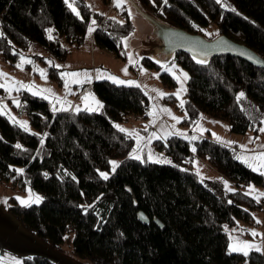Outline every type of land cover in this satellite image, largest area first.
<instances>
[{"label":"trees","instance_id":"1","mask_svg":"<svg viewBox=\"0 0 264 264\" xmlns=\"http://www.w3.org/2000/svg\"><path fill=\"white\" fill-rule=\"evenodd\" d=\"M132 1L140 15L159 24L207 40L212 38L206 31L213 26L217 37H231L264 56V0ZM123 16V22L102 17L84 0H0V55L13 62L19 50L38 43L64 59L68 50L59 40L70 49L77 47L94 17L98 25L91 36L93 45L120 57L122 40L134 31L126 11ZM49 29L53 39L47 37ZM172 58L188 75L182 125L190 127L206 114L226 121L233 134L256 132L261 126L264 69L224 55L197 59L176 51ZM142 65L158 68L146 57ZM49 71L52 79L59 80L56 70ZM160 79L165 88L176 85L167 72ZM91 87L103 105L100 112L52 114L40 98L21 96L27 101L22 107L31 125L45 135L43 143L39 135L0 115V176L42 195L37 205L13 207L25 229L57 251L72 235V256L90 264H264L258 252L247 256L227 252L229 241L223 230L238 218L249 222L245 208H264V198L257 203L238 190L224 191L215 181L201 182L191 167L190 145L182 138L170 136L165 143H154L174 164L125 158L133 139L113 123L128 116L145 119L147 95L137 86L105 80ZM241 92L244 97L237 100ZM167 101L175 102L173 97ZM193 144L195 155L235 186L263 183V176L240 164L228 146L207 138ZM115 158L123 159L115 172L106 180L100 178L98 172ZM17 167L23 172L17 174ZM139 212L146 223L139 220ZM23 262L56 264L44 255Z\"/></svg>","mask_w":264,"mask_h":264},{"label":"rangeland","instance_id":"2","mask_svg":"<svg viewBox=\"0 0 264 264\" xmlns=\"http://www.w3.org/2000/svg\"><path fill=\"white\" fill-rule=\"evenodd\" d=\"M84 2L91 7L93 12L99 13L102 17L114 18L118 22L125 20L123 11L127 12L133 23L134 31L122 40L120 57L115 53L93 45L91 36L98 25L97 18L94 17L90 20L87 34L77 47L70 49L66 41L63 39L59 40L62 48L68 50L64 59H59L53 52L38 43L19 50L17 53L18 58L13 62L5 60L0 55V73L5 74V76L0 77V84L5 85V87H0V108L3 109L0 115L5 116L11 123L19 126L20 124L16 122H27V130L20 127L30 134L39 135L42 143L45 135L31 125L28 113L22 107L27 104L26 100H22L21 96L23 94L27 93L30 97L40 98L52 114L68 112L69 110H74L75 112L82 110L91 113L100 112L102 109L95 103V101H99L101 104V101L98 94L91 87L93 82L105 80L122 86H137L148 98L149 106L146 118L128 116L124 121H114L113 123V126L118 130L119 128L125 130L134 129L139 134V138H137L130 132H123L133 139L131 150L126 154L125 158H132L138 155L140 157L138 160L142 162H151L158 165L174 164L173 158L166 155L165 151L157 149L154 143L158 141L165 143L170 136L182 138L190 145L191 167L201 182L215 181L223 187L224 191L234 192L238 190L245 195L249 192V186H251L255 191L246 196L259 203L254 197H259V201L264 198V196H260L261 193H264V181L262 184L249 182L242 187L235 186L227 177L222 176L215 167L210 166L195 155L193 142L207 138L226 145L233 150L235 158L240 164L248 167L255 174H261L264 172V167L260 165L264 161L256 159V157L260 153H264V147H262L264 146V132L259 131L260 128H264V121L256 132L248 129L244 135L231 133L226 121L211 119L206 114H200L196 123L190 127L182 125L180 122L185 117L183 106L186 102L188 79L183 81L180 74L181 72L187 74V72L173 61L170 53L161 47V42L156 33V26L145 15L139 14L132 0H122L119 7L116 6V0H84ZM93 21H95L94 24ZM154 21L156 20L154 19ZM167 26L174 28L171 25ZM90 27L93 29L91 32L89 31ZM206 34L207 37L212 39L218 36L213 26L208 27ZM49 36L53 39V30L48 32L47 37L49 38ZM21 56L26 61H30V63L25 62L21 65V68H18L17 65L21 64ZM130 57L133 63L129 62ZM143 57L151 59L158 64V68L148 69L143 66ZM49 61L52 63L50 64ZM54 65L61 67H55ZM125 68H127L126 75L122 71ZM49 69L57 71L56 74H58L59 80L56 81L51 78ZM141 69L144 70L143 73ZM41 70L44 71L46 78L41 77ZM163 72H167L175 80V87L165 88L163 86L160 79V74ZM66 73H78V75L75 77L62 76V74ZM111 77L121 81H134L135 84L116 83ZM177 77L180 78L182 83L178 82ZM87 86L89 87L86 88ZM181 88L185 89V91H180ZM49 89L51 90L50 92L46 91ZM178 91L180 99L172 95ZM158 92L168 95L161 98ZM86 97L87 99H85ZM167 97H173L175 102H165ZM14 101L17 103H14ZM181 101L184 102L183 106H181ZM77 109L80 110L77 111ZM162 109L168 111H163ZM169 112L171 115H169ZM172 117L178 118L179 122ZM145 126H148L146 130ZM192 137H196V139L193 140ZM134 149H138V151L133 152ZM122 160V158H115L110 161H115L119 165ZM110 161L105 171L98 172L99 176L101 172L107 173L108 177L115 172L112 170ZM166 161H170V163ZM253 168L257 170L253 171ZM16 169L22 168L17 167ZM262 176L264 178V175ZM100 178L102 177L100 176ZM225 182H227V187ZM37 196L42 199V195L30 186L21 187L14 183L12 179L0 176V264H24L23 259L35 255H44L56 264H90L88 260L72 256V235L68 237L70 242L65 240L61 247L62 251H57L56 249H51L46 242H42L25 229L13 211L14 206H23L16 198L29 200ZM41 199L38 203H31L28 206L39 204ZM245 210L249 212V222L238 218L234 225L224 226L223 230H225L229 241L227 252H229L230 244L233 246L252 244L259 246L261 251L245 249L248 251V255L250 252H258L264 257V208L250 207L245 208ZM257 220L261 221V223H257ZM252 230H255L260 235H251ZM231 253L243 254L237 251Z\"/></svg>","mask_w":264,"mask_h":264},{"label":"water","instance_id":"3","mask_svg":"<svg viewBox=\"0 0 264 264\" xmlns=\"http://www.w3.org/2000/svg\"><path fill=\"white\" fill-rule=\"evenodd\" d=\"M146 18L156 26V33L161 42V47L171 55L176 51H183L197 59H209L212 56L224 55L243 61L252 67L264 69V56L256 54L246 44L235 41L231 37L219 35L215 39L206 40L200 35L190 34L176 27L170 28L147 16ZM139 220L143 223L147 222L143 212H139Z\"/></svg>","mask_w":264,"mask_h":264},{"label":"snow or ice","instance_id":"4","mask_svg":"<svg viewBox=\"0 0 264 264\" xmlns=\"http://www.w3.org/2000/svg\"><path fill=\"white\" fill-rule=\"evenodd\" d=\"M73 2H74V0H73ZM65 3H68V0H65ZM121 3H122V0H116V6H117V7H119ZM165 3H167V0H165ZM217 3H221V0H217ZM69 7H72V5L69 4ZM72 10H73V12H76V9H75V8H72ZM77 15H78V13H77ZM94 23H95V21H93V24H94ZM92 30H93V29L90 27V28H89V31L91 32ZM47 31L51 32V29H49V30H47ZM0 35H2V33H0ZM49 38L51 39V36H49ZM25 62L30 63V61H26L25 58H24L23 56H21V64H18L17 67H18V68H21V65H22L23 63H25ZM129 62H130V63H133L131 57L129 58ZM197 62H198V63H203V61H200V60H198ZM49 63L51 64L52 62L49 61ZM54 66H55V67H61V66H59V65H54ZM122 71L124 72L125 75L127 74V68L123 69ZM143 71H144V70L141 69V72H142V73H143ZM40 74H41V77H42V78H46V77H45V73H44L43 70L40 71ZM63 75H69V76H73V77H75V76L78 75V73H66V74H62V76H63ZM3 76H5V74H4V73H0V77H3ZM157 76H158V74H157ZM180 76L183 78V81H186V80L188 79V76H187L186 73L181 72ZM111 79H113L114 82H116V83H120V84H125V83H127V84H129V85L135 84L134 81H121V80L116 79L115 77H111ZM177 80H178V82H181V83H182V81L180 80L179 77H177ZM65 86L67 87V85H65ZM0 87H5V85H4V84H0ZM21 87H23V85H21ZM46 91H49V92H50L51 90L49 89V90H46ZM156 91H158V90H156ZM180 91H185V89L181 88ZM34 94H35V93H34ZM158 95H159L161 98H163L165 95H168V94H166V93H162V92H158ZM172 95H175V96L177 97V99H180L179 91H178L177 93H173ZM243 97H244V93L241 92V93L238 94V96H237V100H240V99L243 98ZM85 99H87V97H86ZM14 103H17V102L14 101ZM95 103L97 104L98 107H103V105L100 104L99 101H95ZM183 103H184V102L181 101V106H183ZM54 110H55V109H54ZM79 110H80V109H77V111H79ZM89 110H94V109H89ZM162 110H163V111H168V110H166V109H162ZM2 112H3V109L0 108V114H2ZM149 114L151 115V113H149ZM169 115H171L170 112H169ZM172 118H173V119H176L177 122H179V121H178V118H176V117H172ZM16 123H19L21 127H23L25 130H27V122H16ZM117 127L119 128L118 125H117ZM147 127H148V126H145V130L147 129ZM119 130H120L121 132H130V134L135 135V136H137V138H139V134H138V132H136V130H134V129H133V130H125V129H123V128H119ZM259 131L264 132V128H260ZM213 135H215V134H213ZM192 139L195 140L196 137H192ZM42 143H43V142H42ZM15 147L19 149L21 146H20L19 144H17V145H15ZM262 147H264V146H262ZM136 151H138V149H134V150H133V152H136ZM193 151H195L194 148H193ZM130 155H131V154H130ZM132 158L140 159V157H139L138 155L133 156ZM150 158H151V157H150ZM238 158H240V157H238ZM241 159H242V158H241ZM256 159H259V160H261V161H264V153H260V155H259L258 157H256ZM155 162H159V161H155ZM166 162H169V163H170V161H166ZM110 164L112 165V170L115 171L116 167H118L117 162H115V161H110ZM260 166H261V167H264V163H262ZM256 170H257L256 168H253V171H256ZM15 171L17 172V174H20V173L23 172L22 169H16ZM261 174L264 175V172H262ZM100 176H101L103 179H105V180L108 179V174H107V173H103V172H101V173H100ZM225 186L227 187V182H225ZM254 191H255V190H254L251 186H249V192L246 193V195L251 194V193L254 192ZM30 196H31V193H30ZM260 196H264V193H261ZM254 198L257 199V201L259 202V197H254ZM16 199L19 200L20 203H21L23 206H28V205L31 204V203H38V202L40 201L41 198L37 196V197H35L34 199H29V200H23V199H21V198H19V197H17ZM229 203H231V201H229ZM256 222H257V223H261V221H259V220H257ZM233 231H235V229H233ZM250 234L253 235V236L260 235V234L257 233L255 230H252ZM245 249H255V250H257V251H261V248H260L259 246H257V245H252V244H241V245H238V246H233L232 244L229 245V252H230V253L233 252V251H237V252H242L243 255L247 256V255H248V251L245 250Z\"/></svg>","mask_w":264,"mask_h":264}]
</instances>
